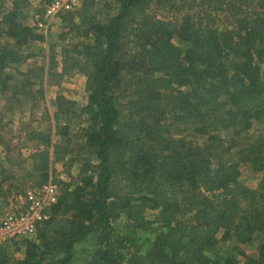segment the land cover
I'll use <instances>...</instances> for the list:
<instances>
[{
    "label": "trees",
    "instance_id": "obj_1",
    "mask_svg": "<svg viewBox=\"0 0 264 264\" xmlns=\"http://www.w3.org/2000/svg\"><path fill=\"white\" fill-rule=\"evenodd\" d=\"M99 1L60 16L59 40L72 44L50 61L59 80L86 77V103L76 113L58 96L47 128L30 133L37 144L29 181L40 187L55 164H75L69 126L87 119L78 183L61 190L33 238L0 249V264H75L76 246L90 238L95 247L84 264H264L261 147L249 143L232 163L214 164L233 155L253 122L264 124V0H188L178 21L152 12L159 0ZM30 6L0 0V81L45 39L29 22ZM221 15L229 26L220 31ZM179 125L206 140L197 146L177 136ZM221 133H231L228 147ZM8 157L0 161V214L15 189L4 185L18 178L6 176ZM242 165L259 176V190L241 181ZM149 231L143 249L137 237ZM221 233L241 255L239 245L256 242L257 254L243 262L217 256Z\"/></svg>",
    "mask_w": 264,
    "mask_h": 264
},
{
    "label": "rangeland",
    "instance_id": "obj_2",
    "mask_svg": "<svg viewBox=\"0 0 264 264\" xmlns=\"http://www.w3.org/2000/svg\"><path fill=\"white\" fill-rule=\"evenodd\" d=\"M10 3L11 0H6ZM50 0H31V6L27 9L30 15L29 22L36 25L38 20L43 19L46 6ZM116 0H100V7L103 4L110 3L115 5ZM188 0H159L152 5V12L159 18L165 20L178 21L184 16L182 9ZM168 4V5H167ZM74 12V11H73ZM106 10H104V13ZM63 19L59 17L45 35L44 41L31 47L30 50L25 49L21 54L20 61L9 67L5 71V82L0 81V161L9 156V174L6 176L10 178H17V181H8L4 185V190H7L8 185L12 184L15 187L13 195L10 197L12 206L21 205L22 199L28 191L36 188V183L29 181V172L31 168L30 152L34 150L36 142L30 140V133L34 130L43 131L47 128L49 120L48 116L52 117L55 109L53 102L58 96H63L67 101L74 104V110H78L86 103V77L83 75H76L71 78H59L50 70V61L52 55L55 54L58 61H61V53L64 49L71 46V41L62 42L59 40V35L63 32ZM229 26V20L225 15H221L216 28L224 30ZM76 43V42H75ZM33 48V49H32ZM41 67L44 68L43 80L40 81ZM61 68V66H60ZM60 68L57 69L60 71ZM31 71V72H30ZM28 74V76H26ZM69 107H72L68 103ZM87 119L84 117L79 123L77 117L73 119L72 125L69 126L68 137L72 139L73 157L76 158L75 164L68 168L64 166V162L57 163L54 166L55 172H51L49 178H52L58 185L60 191L64 188H73L78 183V173L81 166L79 159V150L83 146L84 140L82 139L81 130L87 126ZM53 123V122H52ZM177 136L185 137L194 145L204 143L206 137L194 138V130L179 125ZM220 139L227 143L233 137L231 133L219 134ZM251 144L260 145L261 152L264 154V124L260 122H253L251 128L237 137V144L230 153H225L223 157L214 159V164L219 163H232L240 149ZM9 151L6 152V148ZM12 164V165H10ZM18 165V167H17ZM22 165V167H20ZM23 168V170H22ZM241 181L254 190H259L258 182L259 176L251 172L248 166H241ZM35 180V179H33ZM22 186V187H21ZM156 211L148 212L147 216L150 220H155L157 217ZM3 214H0V217ZM118 226L121 234H127L128 231L122 228V223ZM155 232H142L138 235L137 239L143 249H148L151 245V240ZM224 234L218 235L217 256L230 258L231 255H236L239 262H243L246 256L256 255L258 244L253 242L249 245H239L243 251L242 255L239 250L232 249L234 245L232 239H223ZM94 239L90 238L86 242H82L76 246L75 249V264H84L89 260L91 253L94 251ZM17 254V257H21Z\"/></svg>",
    "mask_w": 264,
    "mask_h": 264
},
{
    "label": "built area",
    "instance_id": "obj_3",
    "mask_svg": "<svg viewBox=\"0 0 264 264\" xmlns=\"http://www.w3.org/2000/svg\"><path fill=\"white\" fill-rule=\"evenodd\" d=\"M83 0H50L43 19L36 27L47 32L61 15L76 11ZM61 191L49 178L42 186L28 191L21 205H15L0 217V249L14 241L33 238L39 227L50 219L51 209L58 203Z\"/></svg>",
    "mask_w": 264,
    "mask_h": 264
},
{
    "label": "crops",
    "instance_id": "obj_4",
    "mask_svg": "<svg viewBox=\"0 0 264 264\" xmlns=\"http://www.w3.org/2000/svg\"><path fill=\"white\" fill-rule=\"evenodd\" d=\"M11 207H13V206H12V203H10V206H9L7 209H9V208H11Z\"/></svg>",
    "mask_w": 264,
    "mask_h": 264
}]
</instances>
